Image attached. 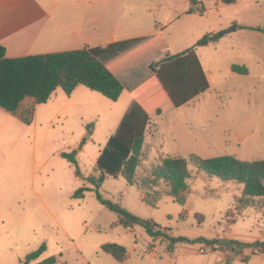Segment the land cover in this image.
Wrapping results in <instances>:
<instances>
[{"label":"rangeland","instance_id":"1","mask_svg":"<svg viewBox=\"0 0 264 264\" xmlns=\"http://www.w3.org/2000/svg\"><path fill=\"white\" fill-rule=\"evenodd\" d=\"M194 1L209 15L188 14ZM140 3L163 5L151 16L163 30L157 52L194 48L210 71L211 89L181 110L178 157L188 160L190 175L184 205L160 183L154 208L122 176H108L100 191L129 215L190 243L153 239L140 225L120 224L93 191L74 198L82 186L92 187L85 178L99 177L95 166L114 131L117 104L85 87L70 96L59 88L47 103L25 112L29 117L33 110L30 124L0 108V264H25L42 246L45 252L29 264L51 257L56 264H264V198L241 205L243 185L209 177L190 160L191 155L264 160V33L256 30L264 27V0ZM232 27L237 30L223 34ZM233 65L247 67L249 74L234 73ZM73 152L76 165L62 156ZM159 156L148 153L141 161L139 182L161 163ZM106 244L123 246L124 262L103 252Z\"/></svg>","mask_w":264,"mask_h":264},{"label":"trees","instance_id":"2","mask_svg":"<svg viewBox=\"0 0 264 264\" xmlns=\"http://www.w3.org/2000/svg\"><path fill=\"white\" fill-rule=\"evenodd\" d=\"M232 4L235 0H221ZM194 5L198 2L194 1ZM194 13V10L188 14ZM243 29L253 28L242 26ZM264 33V27L256 29ZM163 35L136 38L117 42L105 48H83L80 50L8 58L6 49L0 45V108L18 116L25 124H30L33 110L29 117L20 112L23 102L31 99L34 105L47 103L53 93L61 88L70 96L77 87L84 86L97 92L112 102H117L124 91V86L114 73L105 65V61L116 58L120 53L136 49L132 55H139L149 48L163 43ZM149 41V42H148ZM154 77L134 92L119 123L101 151L95 166L99 177L90 176L84 180L86 185L73 194L77 200L85 198L93 191L97 200L110 211L119 215V223L125 226H142L152 237L165 238L173 243H190L185 238H172L161 231L153 221H144L126 213L120 206L106 200L100 191L107 176H122L129 185L139 186L145 192L144 201L156 207L160 192L156 191L160 183L168 187L167 194L177 203L184 205L188 172V160L182 157L167 156L151 171L148 178L139 182L137 170L142 160V149L147 126L156 123L177 109L185 106L200 94L210 89V82L200 62L196 50L188 49L180 54H168L151 65ZM234 73L248 75L245 66L233 65ZM62 156L76 165V153H64ZM200 172L222 181L243 185V196L239 203L249 205V200L264 198V160L242 161L234 156L201 158L190 156ZM77 174L81 173L77 170ZM152 194V196H151ZM203 220V219H201ZM46 250L42 246L37 252L27 257L25 264L37 260ZM103 252L111 255L118 263L126 259V249L117 244H106ZM264 252V251H263ZM57 258L51 257L42 264H56Z\"/></svg>","mask_w":264,"mask_h":264},{"label":"crops","instance_id":"3","mask_svg":"<svg viewBox=\"0 0 264 264\" xmlns=\"http://www.w3.org/2000/svg\"><path fill=\"white\" fill-rule=\"evenodd\" d=\"M122 1L0 0V45L6 49V56L14 59L83 48H105L117 42L163 35V30H158L159 26L151 17L153 13L163 11L162 4L145 5L140 3V0H124L125 3H120ZM149 1L152 3L153 0ZM154 23L156 30L150 27ZM163 43L139 55H132L136 49L144 45L142 44L134 50L120 53L116 58L105 61V65L124 86L120 98L113 103L117 105L112 107L116 123L114 129L131 102L134 92L154 77L151 65L170 54L157 52ZM203 68L208 77L210 71L204 66ZM83 87L79 86L75 91ZM81 93L84 94L85 91ZM205 93L162 120L147 126L142 160L148 153L154 152L160 154L161 159L181 155L183 138L181 110L193 104ZM33 106V100L27 99L23 102L20 112L27 111ZM190 133H193L192 128Z\"/></svg>","mask_w":264,"mask_h":264},{"label":"built area","instance_id":"4","mask_svg":"<svg viewBox=\"0 0 264 264\" xmlns=\"http://www.w3.org/2000/svg\"><path fill=\"white\" fill-rule=\"evenodd\" d=\"M193 10H194L195 13L202 14L204 16H208L209 15V12L206 11V9L201 8L198 4L194 5ZM201 252H204V251L201 250Z\"/></svg>","mask_w":264,"mask_h":264},{"label":"water","instance_id":"5","mask_svg":"<svg viewBox=\"0 0 264 264\" xmlns=\"http://www.w3.org/2000/svg\"><path fill=\"white\" fill-rule=\"evenodd\" d=\"M236 30H237V27H232V28L229 29L228 31L224 32L223 34H227V33H230V32L236 31ZM220 244H221L222 246H224L222 242H221ZM261 249L264 250V245H261Z\"/></svg>","mask_w":264,"mask_h":264}]
</instances>
